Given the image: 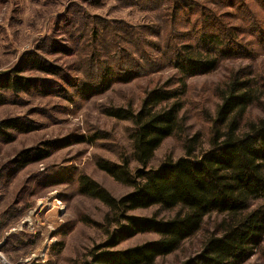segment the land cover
<instances>
[{
    "label": "rangeland",
    "instance_id": "374dc122",
    "mask_svg": "<svg viewBox=\"0 0 264 264\" xmlns=\"http://www.w3.org/2000/svg\"><path fill=\"white\" fill-rule=\"evenodd\" d=\"M211 34L225 36L235 57L188 80L185 131L163 143L155 169L186 156L184 142L195 134L202 137L197 152L210 148L221 90L236 73L264 88V0H0V74L23 69L20 75L41 82L28 93L10 95L0 107V122L21 118L34 127L9 131L12 142L0 140V264H86L105 246L107 231L117 226L107 223L104 203L80 193L79 178L87 175L116 198L133 190L97 165L101 159L119 163L132 151L131 123L106 113L138 110L147 92L176 78L169 61L179 47ZM33 54L60 67L62 76L32 70L26 60ZM109 69L112 77L106 76ZM259 119L264 96L244 122ZM39 148L49 156L19 167L21 152ZM222 219L207 218L200 233L156 264H183L218 232ZM156 239L139 234L115 249ZM246 264H264V244Z\"/></svg>",
    "mask_w": 264,
    "mask_h": 264
},
{
    "label": "trees",
    "instance_id": "16d2710c",
    "mask_svg": "<svg viewBox=\"0 0 264 264\" xmlns=\"http://www.w3.org/2000/svg\"><path fill=\"white\" fill-rule=\"evenodd\" d=\"M98 35V32H96ZM95 35V37H96ZM233 41V33L228 34ZM224 37L205 35L196 44L181 45L170 59L176 78L146 93L138 110L112 108L107 115L131 123L132 151L119 163L101 159L97 165L132 192L114 197L87 175L79 178L82 195L97 199L110 210L108 242L98 247L86 264H156L171 255L203 229L207 218L223 216L218 232L210 235L201 250L183 264H246L264 244V119L244 122L249 109L259 105L264 88L255 78L238 72L221 90V105L212 126L210 148L197 152L202 137L195 134L184 142L186 156L166 160L155 169L152 163L163 143L185 131L183 112L188 80L215 72L222 59L235 57ZM32 70L62 76V69L40 56L26 60ZM23 69L0 74V107L10 95L30 92L40 81L20 75ZM106 76H113L107 70ZM32 125L21 118L0 122V140L13 141V134L28 133ZM80 142H85L83 137ZM50 144V143H49ZM51 146V145H47ZM200 153V154H199ZM49 152L28 149L17 158L19 167L43 160ZM156 208L152 216L131 215ZM170 213L162 218L161 213ZM158 239L124 250L115 248L139 234Z\"/></svg>",
    "mask_w": 264,
    "mask_h": 264
}]
</instances>
